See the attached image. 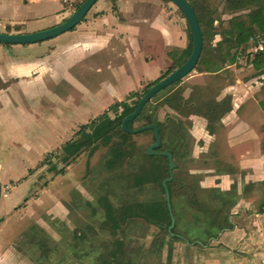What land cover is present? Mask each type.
Listing matches in <instances>:
<instances>
[{
  "label": "crops",
  "instance_id": "1",
  "mask_svg": "<svg viewBox=\"0 0 264 264\" xmlns=\"http://www.w3.org/2000/svg\"><path fill=\"white\" fill-rule=\"evenodd\" d=\"M74 1L0 0V32H6L7 26L11 32H33L57 25L70 15ZM172 5L170 0H97L82 21L53 38L29 44L0 43V184L7 183L11 188L8 198L20 184L19 179L32 185L28 170H34L42 157L73 138L80 125L123 100L129 92L139 91L174 64V57L186 48L188 38L183 30L185 20L179 18ZM104 52L112 58L105 65L112 81L103 79L94 84L83 80L87 70L95 74L103 71L104 65L97 58ZM137 63L142 71L138 76L135 73L136 80L116 86V74L132 80L131 68ZM200 74L210 75V81L185 86L181 79L178 84L193 110L181 115L188 121V139L173 160L179 172L182 167L186 170L183 180L199 189L202 202H213L211 190L234 193L226 213L228 225L214 236L206 231L193 232L192 242L176 234L178 239L171 244L164 239L159 248L153 243L154 237L161 235L159 229L139 220L138 227H126L127 237L118 235L123 242L120 263L264 264V85L256 80L264 74L231 78L220 84L213 82L230 77L229 67ZM223 100L228 110L210 122L199 112L205 101L221 108ZM25 170L26 174L18 179L10 175L11 171ZM93 198L81 195L77 202L84 204ZM61 203L53 208L49 205L46 214L50 222L57 220L62 225L70 215ZM77 208L81 212L82 208ZM79 212L82 221L86 215L89 219L88 213ZM176 218L195 219L191 213ZM42 220L47 221L44 217ZM33 222L44 230L50 243L55 237L52 232H61L54 223L55 227H45L35 218ZM74 227L83 230V226ZM32 228H0V264H39L33 254L37 249L30 242ZM66 228L63 233L68 240L64 247L60 245L59 254L67 251L75 230ZM154 228L157 233H153ZM133 229L141 230L144 243L135 242ZM84 231L86 243H94L91 251L101 250L98 239L106 233L99 228ZM96 231L102 235L97 237ZM83 246L80 243L78 250ZM55 259L44 264H94L92 257L63 262Z\"/></svg>",
  "mask_w": 264,
  "mask_h": 264
},
{
  "label": "trees",
  "instance_id": "2",
  "mask_svg": "<svg viewBox=\"0 0 264 264\" xmlns=\"http://www.w3.org/2000/svg\"><path fill=\"white\" fill-rule=\"evenodd\" d=\"M187 1L194 9L203 39L201 56L194 68L198 72L215 73L224 69L225 65L234 63L238 54L242 55L248 48L252 47L253 44L250 38L264 30V0H224L223 9L225 13H229L231 16L227 19V27H223L219 33L221 38L213 44L209 52L210 57L206 55L208 53L206 40L208 37L209 40L213 39L216 34L214 18L209 17L212 11L210 8L212 0ZM113 10H116L114 5ZM19 27L17 25L15 30L18 31ZM187 29L188 43L186 48L174 57V64L162 76L148 82L142 91L129 92L123 100L114 102L106 111L89 122L80 125L74 137L66 141L55 152L59 161L64 164L62 168H57V163H53L49 167V170L54 171L55 174H63L66 169L65 166L71 164L86 148H88V154L94 153L99 147V143L108 146L109 157L104 162L105 167L109 170L120 169L121 171L116 176L115 185L112 187L113 191L105 190L103 191L106 192L105 195H98V197H94V201L84 202L89 207V219L95 222L94 224L98 225L97 227L102 232L108 234L104 238L100 237L101 241L98 243V248L101 250L92 252L91 248H93L94 243L87 242V244L85 241L86 233L84 229L93 230L95 228L93 223H88L89 225L83 227V230H73L67 251L61 254L54 252V250L57 251L56 247L50 249L55 243L49 247L47 245L48 237L45 235L44 230L34 225V228H32L34 236L30 238V242L37 249V252L33 254L34 259L39 264H44L53 257L56 258L55 261L57 262L60 260L63 262V260L69 258L79 260L92 257L94 264H123L120 263L123 242L118 235L127 237L126 227L128 225L134 228L138 227L139 220L159 229L161 237L159 236V239L155 238L153 240V243L157 244L159 248L165 238L168 244L178 239L176 234L192 242L195 240V237L191 235L193 232L201 231L200 233H204L206 231L211 234L210 236H214L218 230L228 225L226 213L231 202H233L231 200H234V193L222 192L218 189L211 190L210 195L213 196V202L204 203L199 197V189L193 184H185L181 172L177 170L178 166H176L173 170L172 180L167 182L170 204L175 217V223L171 229L174 235L171 236L168 231L171 220L162 186L163 179L169 175L167 157L164 155H148L146 149L143 150L136 145L132 134L121 128L123 117L134 110L136 102L147 89L188 58L192 49V34L188 24ZM6 32H11V28L7 26ZM252 64L255 68H259V75L264 74V51L255 54ZM180 81L181 79L157 92L144 105L138 116L127 122V127L130 129H134L133 125L136 122H142L140 126L155 124L159 129L161 139L159 147L155 150L159 152L169 151L172 153L173 159L175 152L180 151L188 139L186 133L188 121L179 117L181 115L186 116L193 110L189 102L182 96L183 88L178 86ZM129 100H132V103H129ZM224 101L221 102V108L210 106L205 101L201 105L202 110L199 112L210 122L212 117H219L225 110H228L229 107ZM164 106L173 110L176 114L173 116L166 112L165 118L163 120L159 119L158 110ZM113 110L118 113L110 117L108 111ZM140 134H151V142L148 144L154 141L152 130H146ZM51 154L53 152L47 155ZM46 161L47 158L45 161L42 159L36 167L42 166ZM123 164L126 165L129 171L123 173L122 168L125 166ZM32 172V169L28 170L29 174ZM190 179L194 180L191 177ZM120 182H125V184L120 185ZM129 190L132 192L131 196L128 194ZM146 191L151 192L148 198L139 199L137 197L138 194H145ZM119 193L124 194L122 200L115 202L114 198L111 199V196H120ZM178 197L180 201H177ZM187 213H191V216H194L195 219L176 218L178 215L187 216ZM157 240H159V243L156 242ZM80 243L84 245L82 250H78ZM108 245L111 246L109 250ZM126 264H130L129 260Z\"/></svg>",
  "mask_w": 264,
  "mask_h": 264
},
{
  "label": "rangeland",
  "instance_id": "3",
  "mask_svg": "<svg viewBox=\"0 0 264 264\" xmlns=\"http://www.w3.org/2000/svg\"><path fill=\"white\" fill-rule=\"evenodd\" d=\"M81 1L83 0L74 1L71 13L77 8L76 5L80 3ZM211 5L212 6L210 8L212 11L210 12L209 17L214 18V26L216 27V31H215L216 34L213 39L209 40L208 39L209 37H208L206 40V49L208 52L206 53V55L208 56H210L209 52L211 51L213 44L217 41V39L221 38L219 33L223 29V27H227V19L231 16L229 13H225V10L223 9L224 0H212ZM172 7L175 9L179 18H183L185 20L181 11L174 4L172 5ZM183 30L185 31V34L187 36L188 29H187L186 20H185ZM259 33H264V30L262 32H258L257 34ZM148 39H149L148 46L150 47L151 37H149ZM213 54H214V51H213ZM254 57H255V53H253L252 51L250 52V48H248L244 54L242 55L238 54L237 57L235 58V61H236L235 63L224 66V67H229L231 76L229 77L226 75L224 76L225 78L223 81H220V79H216L217 81H214L213 83L214 84H220L221 82L226 83L231 78L232 79L237 78V77L245 78L251 75H259L258 74L260 71L259 68H255L252 64ZM110 58L111 57L107 55V52H104L102 55H100L99 58H97V60L101 64L104 65L103 71L98 74H95L87 70L84 72L83 80H86L89 82L92 81L94 84H97L98 81H101L103 79L105 80L109 79L110 81H112L111 76H108L107 74V70L105 66L107 61L112 59ZM115 60L117 62L116 64H119L118 62L120 61L117 58V56L115 57ZM141 71H142V66L140 63H137L133 66V68H131L132 73L130 77L132 78V80L124 76L116 74L114 83L118 87L119 86L123 87L125 86L127 82L135 81L136 80L135 73L138 76L139 74H141ZM198 73L199 72L196 69L192 70L188 75L182 78L183 85L190 86L192 84H195L196 82H203L204 79H206L208 82L210 81V78H209L210 75L209 76L202 75V74L198 75ZM256 80L259 83L262 82L264 85V75L262 77H258ZM143 87H140L139 91H142ZM129 103H132V100H129ZM99 112L101 114L104 111L100 110ZM166 112H169L173 116L175 115V113L169 110L168 108L161 107L158 110L159 119L163 120L165 118ZM117 113L118 112L114 110L108 111V114L110 117H113ZM140 125H142V122H136L134 123L133 126L135 128V127H139ZM132 138L134 142L136 143V145L143 150L146 149L149 145L148 143L151 142V134H140V133L132 134ZM56 151L58 150L53 151V154L51 155H47V156L45 155L44 156L45 158L42 157L44 161L47 158V161L42 166L36 167L31 173V176L33 178L31 179L30 183L32 185L23 183L21 179L17 181V183H20V184L18 185L17 188L12 190V195L11 197H9L10 199L8 198V195L11 192V188L7 185V183L1 184L0 228L20 227V229H24L26 227H34L35 225L33 222L34 218L37 219V222L42 223L45 227H49V226L52 227L54 224H56V227L59 226L61 228L62 233L59 231H53L52 234L55 235V237L53 238L51 237V239H53L52 243L47 242V245L48 244L53 245L55 243V245H53L50 249H54L56 247L57 251L54 250V252L56 254H59L60 245L61 247H64L62 245L65 239L68 240L67 234L63 233L65 232L66 227L68 229H75L74 226L76 224L80 228L82 226L86 227V225L95 223L91 219H88L87 215L84 216L83 220L85 221H82L79 218L78 212L80 209L77 207L82 208L79 214H83V213L89 214L90 213L88 205L81 204V203L79 204V202H77V199L79 198V196L83 195L91 199L93 197H98V195H105L106 192H103L105 190L113 191L112 187L115 185L116 176L118 173H120L121 170L120 169L109 170L105 167L104 162L109 157V150H108V146H104L99 143V147L94 151V153L88 154V148H86L75 158V160L71 164H69L68 166H65L66 169L63 174H55L54 171L49 170V167L53 163H57V168L64 167L63 166L64 164L61 163L59 159L57 158V154L55 153ZM12 168H14V166ZM122 170H123V173L129 171L126 165L123 166ZM185 171L186 170L182 167V170L180 171L181 175L183 173L182 177L186 176ZM25 174H26V170L22 172L21 171H11L10 172V175L16 176L17 179L20 178L21 176H24ZM97 183H98V186H97ZM124 184L125 182H120V185H124ZM116 185H117V182H116ZM128 194L131 196L132 194L131 190L128 191ZM150 194H151L150 191H146L145 194H142V195L138 194L137 197L139 199L148 198ZM119 195L120 196L118 195L111 196V199L114 198L115 202H118V200H120L121 198L122 199L124 198L123 193L122 194L119 193ZM59 201L62 202L61 203L62 206H65L67 212H69L70 220H72L70 221L69 219H66L64 220V222L62 221V225H61V222L57 220L53 222L54 224L52 223V221L54 220H51L50 222L47 218L49 217V215L46 214V211L49 210L48 208H50L51 206L52 208L54 206H58ZM28 213L31 216H28ZM43 217L47 219L45 223L42 220ZM97 226L98 225L94 224V227L96 229L98 228ZM53 227H55V225ZM156 229L157 228H154L153 231L155 232L153 233L158 232V230ZM145 233H146V230L142 231V234H145ZM132 234L135 235V237H137L135 241L137 244L144 243L143 242L144 237L143 235L141 236V230L133 229ZM96 235L98 237L102 234L96 231ZM62 236L63 237L65 236V237L64 239L61 240V238L59 237H62ZM105 236L106 234L100 237L104 238ZM155 238L159 239V236L158 237L155 236L154 239ZM10 239L11 237H9V241ZM54 239H55V242H53ZM98 240L100 241V239ZM146 241L148 242L149 238H147ZM156 242L159 243V240H157Z\"/></svg>",
  "mask_w": 264,
  "mask_h": 264
},
{
  "label": "water",
  "instance_id": "4",
  "mask_svg": "<svg viewBox=\"0 0 264 264\" xmlns=\"http://www.w3.org/2000/svg\"><path fill=\"white\" fill-rule=\"evenodd\" d=\"M97 0H83L78 7L61 23L48 27L45 29L33 31V32H0V43L7 44H29L36 43L43 40L53 38L61 33H64L73 27H75L80 21L83 20L87 12L93 6ZM182 13L185 18L189 29L192 34V49L188 58L180 64L178 67L174 68L170 73L162 77L158 82L150 86L147 91L139 98L136 102L134 110L123 117L121 121V128L130 133L138 134L146 130L153 131L154 141L148 145L146 148V153L148 155H164L167 157L168 161V177L163 179L162 186L164 188V196L166 199V204L170 215V225L168 230L171 231L174 224V217L171 210L170 204V194L167 187V182L171 181L173 178V169L175 168V162L173 160L172 153L169 151H156L155 149L159 147L161 139L159 136V129L155 124H147L143 126L130 129L127 127V122L133 120L144 105L151 100V98L160 90L171 85L175 81L182 79L184 76L189 74L196 66L199 57L201 56V50L203 45L202 34L199 28L198 19L194 12L193 7L189 4L187 0H170ZM0 196H1V184H0ZM171 233V232H170Z\"/></svg>",
  "mask_w": 264,
  "mask_h": 264
},
{
  "label": "built area",
  "instance_id": "5",
  "mask_svg": "<svg viewBox=\"0 0 264 264\" xmlns=\"http://www.w3.org/2000/svg\"><path fill=\"white\" fill-rule=\"evenodd\" d=\"M264 33L262 35L257 34L253 37L250 38L252 41V47L250 48V52L252 51L253 53H259L264 51Z\"/></svg>",
  "mask_w": 264,
  "mask_h": 264
}]
</instances>
